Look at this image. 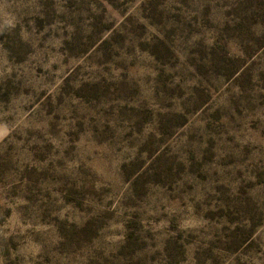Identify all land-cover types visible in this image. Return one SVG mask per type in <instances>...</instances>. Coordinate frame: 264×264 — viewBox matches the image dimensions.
Listing matches in <instances>:
<instances>
[{
  "label": "rangeland",
  "instance_id": "obj_1",
  "mask_svg": "<svg viewBox=\"0 0 264 264\" xmlns=\"http://www.w3.org/2000/svg\"><path fill=\"white\" fill-rule=\"evenodd\" d=\"M0 264H264V0H0Z\"/></svg>",
  "mask_w": 264,
  "mask_h": 264
}]
</instances>
